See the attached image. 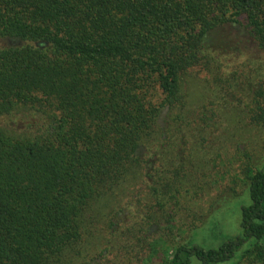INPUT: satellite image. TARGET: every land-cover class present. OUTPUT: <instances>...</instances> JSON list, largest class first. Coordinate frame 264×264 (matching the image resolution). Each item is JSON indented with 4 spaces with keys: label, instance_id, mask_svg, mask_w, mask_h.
<instances>
[{
    "label": "trees",
    "instance_id": "1",
    "mask_svg": "<svg viewBox=\"0 0 264 264\" xmlns=\"http://www.w3.org/2000/svg\"><path fill=\"white\" fill-rule=\"evenodd\" d=\"M229 25L264 51V0H0V264H68L110 198L111 242L139 245L146 264H218L240 250L235 264H264V165L248 174L241 234L207 248L181 238L198 218L180 212V171L167 180L140 153L184 126L189 72L212 68ZM123 201L146 214L120 235ZM151 219L165 234L149 233Z\"/></svg>",
    "mask_w": 264,
    "mask_h": 264
},
{
    "label": "rangeland",
    "instance_id": "2",
    "mask_svg": "<svg viewBox=\"0 0 264 264\" xmlns=\"http://www.w3.org/2000/svg\"><path fill=\"white\" fill-rule=\"evenodd\" d=\"M217 39L221 48L214 53L212 68L198 67L189 72L185 92L190 113L184 126L169 134L167 145L160 146L157 139L155 145L140 152L147 166L153 169L156 164L167 180L180 171V212L185 214V208H191L198 218L195 221L193 216L183 223L181 238L195 233V242L207 248H217L241 234L242 207L252 203L248 174L264 165V122L253 117V112H258L254 99L264 106V94L256 93L264 90V51L239 25L226 26L217 33ZM3 43L0 40V45ZM218 62L221 69L216 66ZM161 163L166 164L162 167ZM129 191V185H125L119 195L127 200L132 194ZM129 204L133 203L123 201L121 206L125 208L114 219L119 223L116 233L120 235L130 223L142 225L140 220L146 214L140 210L141 205L133 210ZM155 205L151 202V213ZM114 206H118L115 198L97 206L85 236L87 245L82 255L76 254L68 264H146L139 257L143 255L139 245L126 249L124 241L116 245L111 242L114 228L110 229L108 223L113 220ZM150 222L145 226L149 233L165 234L158 224L152 226L153 219ZM240 251L218 264H235ZM191 264L202 263L193 258Z\"/></svg>",
    "mask_w": 264,
    "mask_h": 264
}]
</instances>
